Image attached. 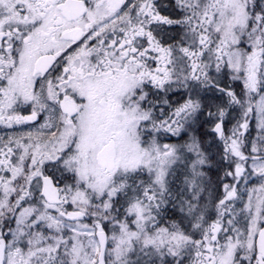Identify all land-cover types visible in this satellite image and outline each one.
I'll list each match as a JSON object with an SVG mask.
<instances>
[{
  "label": "snow or ice",
  "instance_id": "6c2138e0",
  "mask_svg": "<svg viewBox=\"0 0 264 264\" xmlns=\"http://www.w3.org/2000/svg\"><path fill=\"white\" fill-rule=\"evenodd\" d=\"M0 264H264V0H0Z\"/></svg>",
  "mask_w": 264,
  "mask_h": 264
}]
</instances>
